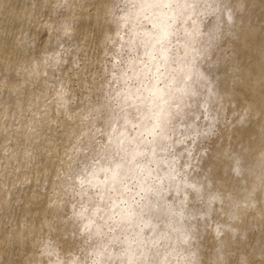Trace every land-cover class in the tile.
Wrapping results in <instances>:
<instances>
[{
	"label": "bare ground",
	"instance_id": "obj_1",
	"mask_svg": "<svg viewBox=\"0 0 264 264\" xmlns=\"http://www.w3.org/2000/svg\"><path fill=\"white\" fill-rule=\"evenodd\" d=\"M0 264H264V0H0Z\"/></svg>",
	"mask_w": 264,
	"mask_h": 264
},
{
	"label": "rangeland",
	"instance_id": "obj_2",
	"mask_svg": "<svg viewBox=\"0 0 264 264\" xmlns=\"http://www.w3.org/2000/svg\"><path fill=\"white\" fill-rule=\"evenodd\" d=\"M117 154H119V152H117Z\"/></svg>",
	"mask_w": 264,
	"mask_h": 264
}]
</instances>
